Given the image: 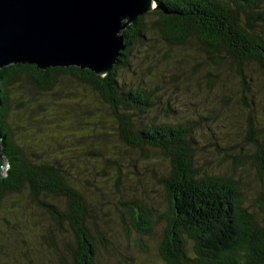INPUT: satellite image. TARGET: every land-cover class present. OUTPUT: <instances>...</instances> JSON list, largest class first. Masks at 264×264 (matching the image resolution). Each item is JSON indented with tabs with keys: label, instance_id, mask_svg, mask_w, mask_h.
<instances>
[{
	"label": "trees",
	"instance_id": "obj_1",
	"mask_svg": "<svg viewBox=\"0 0 264 264\" xmlns=\"http://www.w3.org/2000/svg\"><path fill=\"white\" fill-rule=\"evenodd\" d=\"M154 2L125 22V47L103 77L77 67L0 69V219L7 225L29 209L48 217L43 254L24 251L18 232L12 251L0 239V264H102V250L118 255L107 238L115 226L143 239L163 222L155 242L162 264H264V0ZM193 60L188 75H203L207 89L238 81L240 91L228 86L208 116L173 105ZM159 65L167 76L157 77ZM239 101L243 126L220 114ZM207 154L228 169L212 170ZM248 171L261 189L256 204ZM155 186L166 193L163 217Z\"/></svg>",
	"mask_w": 264,
	"mask_h": 264
},
{
	"label": "water",
	"instance_id": "obj_2",
	"mask_svg": "<svg viewBox=\"0 0 264 264\" xmlns=\"http://www.w3.org/2000/svg\"><path fill=\"white\" fill-rule=\"evenodd\" d=\"M154 0H0V69L77 67L105 76L124 49L125 22ZM0 146V178L6 176Z\"/></svg>",
	"mask_w": 264,
	"mask_h": 264
},
{
	"label": "rangeland",
	"instance_id": "obj_3",
	"mask_svg": "<svg viewBox=\"0 0 264 264\" xmlns=\"http://www.w3.org/2000/svg\"><path fill=\"white\" fill-rule=\"evenodd\" d=\"M140 50V49H139ZM141 51L138 52V50L133 54L135 57L141 56L140 54ZM158 56L157 60L160 61L161 64H163V67H165L167 58L165 57L166 52L163 50H157ZM170 56H174V54L169 53ZM134 58V57H133ZM143 60V58H141ZM172 60V59H170ZM143 61H147L144 59ZM143 61L141 62L142 64ZM196 60L191 61L186 65V69H190L191 67L194 66V63ZM139 64V67H142V64ZM147 66L145 65V68ZM161 65H159L156 69L157 72V77L159 75L162 76H167L166 73L161 72L160 70L163 68ZM186 70V71H187ZM188 70L186 73L187 75L191 73V71ZM159 71V72H158ZM189 76V83L184 82V84L181 86L180 90L177 92H174L177 101L174 100L173 105H175L179 110H181L184 114H188L189 116H195V114H200L203 116H208V112L206 109L213 108L214 105L220 104V101L223 99L224 95L228 92L226 89H228V86H233L237 85L236 87L233 88V90L240 91L238 88V81L234 79L233 77H229L230 81H225V84H230L227 87L224 86L223 89H218L215 91V89H207L205 83L206 82H200V79L202 78L203 75H188ZM167 78V77H165ZM177 84V82L175 83ZM66 85L69 89H71V86H69L66 82ZM218 85V83H216ZM221 87V86H220ZM222 88V87H221ZM173 94V96H174ZM173 96H170L173 97ZM225 108V107H224ZM223 107L220 109V114L223 115V118L232 120L236 122V120L239 121V125H244L246 123V112L245 108L242 107L241 102L239 101L237 105L234 107L228 108L226 111L224 110ZM243 117V120L241 119ZM261 118V114L259 115ZM222 118V117H221ZM109 121H107L108 123ZM238 124V122H236ZM213 125V123H211ZM108 129L106 127L105 130H103L104 134L107 132L112 133V128L107 124ZM227 126H230V124H227ZM237 134V133H233ZM106 136V134H105ZM235 138V137H234ZM107 141L109 143V148H112V145L114 144L115 141H113V136L112 137H107ZM149 157H151L152 161H157L160 163L158 159V155L155 153L151 152L149 154ZM207 158H213L212 163H210L212 170H218V171H224L228 169V165H223L219 168L217 163L220 162V157H212L209 154L206 155ZM222 160V159H221ZM140 164V163H139ZM246 180H251L254 183L249 182V187H248V195L250 196V201L255 202V204L258 202V193L261 190L260 186L258 183L254 180V177L252 176V173L250 171L247 172V176H245V181ZM144 187L148 189H151L154 184H147L143 183ZM101 187V186H100ZM155 193L151 195L154 199L155 202L157 203L158 208V214L166 215L169 210H168V205L166 202V196H165V191L162 188L156 187L153 190ZM150 193V192H148ZM93 194H91L92 196ZM256 210V209H255ZM4 221V220H3ZM1 219H0V239L3 241L1 244L7 248H9L12 251V247L15 246V244L18 243V232H21L23 234V237L28 241V245H20L23 247V250L25 251V247L29 248L27 253L32 254L35 253L39 256L44 253V249L47 250V247H44V243L41 241L39 234H41L44 230V226L48 224V217L46 215L40 214L33 211L31 209L27 211H23L22 214H14V217H12V221L7 220V225L4 224ZM115 226L113 222L110 223ZM161 225H157L155 228V235H153L151 238H143L139 235H136L135 232L131 229V235L126 236V234L121 231V229H118L117 226L114 227L115 233H112L111 235L114 236V239L111 237H107L108 240L110 239L112 247L118 252L115 253L113 256L109 255L105 250H102V256L99 258L102 264H122L123 261H130L133 264H162L160 259L156 256V239L157 236L160 237V235L164 232L165 228V223H160ZM11 227H14L12 229ZM117 227V228H116ZM101 230V229H100ZM101 231L106 232L104 229ZM110 235V236H111ZM21 236V235H20ZM155 236V237H154ZM16 239H15V238ZM22 237V238H23ZM141 238V240H140ZM29 246V247H28ZM43 248V249H42ZM19 248H15L16 250ZM190 249V248H189ZM20 251V249H19ZM191 251V249L189 250ZM119 254L124 256L126 259L122 258ZM120 261V262H118ZM1 263H6V264H20L16 263V261H11L9 262L8 259H1Z\"/></svg>",
	"mask_w": 264,
	"mask_h": 264
}]
</instances>
